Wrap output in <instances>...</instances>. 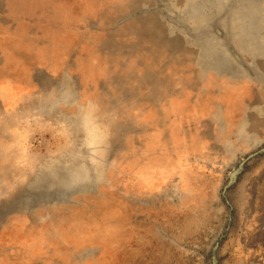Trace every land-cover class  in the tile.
<instances>
[{
  "label": "rangeland",
  "instance_id": "1",
  "mask_svg": "<svg viewBox=\"0 0 264 264\" xmlns=\"http://www.w3.org/2000/svg\"><path fill=\"white\" fill-rule=\"evenodd\" d=\"M0 264H264V0H0Z\"/></svg>",
  "mask_w": 264,
  "mask_h": 264
}]
</instances>
